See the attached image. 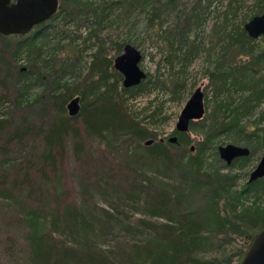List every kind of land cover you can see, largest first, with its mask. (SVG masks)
<instances>
[{
  "label": "trees",
  "instance_id": "1",
  "mask_svg": "<svg viewBox=\"0 0 264 264\" xmlns=\"http://www.w3.org/2000/svg\"><path fill=\"white\" fill-rule=\"evenodd\" d=\"M62 2L75 4L74 0ZM62 8L60 5L53 19L63 13ZM161 12L156 10L152 17L161 16ZM263 12L264 0L253 17ZM45 36L43 28L26 35L0 34V262L7 257L18 264H240L248 242L264 230V209H242L240 199L247 193L263 191L264 177L233 192L237 175L208 171L203 165L213 141L223 133L244 132L239 118L251 114L264 100V37L260 41L252 38L244 21V27L228 35L225 50L229 53L241 47L252 57V68L232 65L236 61L233 54L226 71L229 73L218 71L211 78L217 95L230 91L228 78L236 86L235 91L248 90L249 95L238 103L233 97L231 101H219L210 120L192 121L189 132L176 129L169 139H159L128 106V101L143 91L145 80L126 88L123 74L115 68V58L101 61L99 54L92 65L93 70L100 72L92 97L80 85L58 92V81L51 95H42L36 101L35 117L32 111L17 113L21 112L24 90L46 81L37 61L24 69L19 67L18 59L23 49H34L35 42ZM125 46L121 45L119 52ZM74 100L78 101L75 113L69 107ZM7 102L13 103L12 109L4 110ZM228 112L232 113L230 117ZM193 132H202V140L194 139ZM116 135L136 143L135 157L121 160L109 153L111 162L108 156H94L96 145L108 144L109 136ZM38 139L44 150L35 159L39 164L37 171H31L34 165H29L27 171H12V154L23 150L31 153L28 142ZM68 143L72 144L75 163L85 162L96 166V170L83 172L85 178L82 175L77 182L75 197L71 198L69 190L64 189L51 194V206L45 205V182L64 172ZM259 144L263 149L264 135ZM250 150L249 156L231 164L225 162L227 169L235 161L241 166L249 162L257 147ZM151 163L158 171H170L172 179H179L165 182L150 176L146 171ZM97 166L103 171H98ZM90 187L100 193H114L126 204H137L145 213L163 220L142 218L139 225L147 230V236L121 239L112 248H103L91 241L92 236L95 240L106 236L103 228L116 216L110 209L93 203L106 216L96 220L88 206Z\"/></svg>",
  "mask_w": 264,
  "mask_h": 264
},
{
  "label": "rangeland",
  "instance_id": "2",
  "mask_svg": "<svg viewBox=\"0 0 264 264\" xmlns=\"http://www.w3.org/2000/svg\"><path fill=\"white\" fill-rule=\"evenodd\" d=\"M141 1L74 0L75 4L69 2L64 4L61 0L60 4L64 6L63 13L55 19L46 21L45 24L42 23L43 25L36 26L29 33L33 34L43 28L46 36L35 42V46H32L34 49H23L18 59L19 67L24 69H28L37 61L45 72L46 81L44 84L35 83L28 90H24L21 112L17 113L32 111V117H35L38 104L36 101L42 95H51L54 83L58 81L61 86L58 92L63 93L67 87L74 88L80 85L92 97L94 86L100 77V72L92 69L96 60L95 55L99 54L101 61L105 57L116 58L124 52V50L119 52V47L123 44H132L141 52L140 67L147 73L143 91L137 97L131 98L128 106L132 112L139 115L144 127L156 134L159 139H169L173 136L183 108L197 89H202L205 94L206 113L203 119L206 121L210 120L209 115L214 113L219 101H231L233 97L238 103L249 95L248 90L235 91L236 86L232 85L231 78H228L230 91L217 95L211 78L213 73L218 71L229 73L226 71L232 63L230 56L233 54L236 61L232 65L245 67L246 64L252 68L250 65L252 57L245 54L241 47H235L228 53L225 46L228 45L230 32L244 27V21L246 24L252 19L263 0ZM156 10L163 11L161 16L152 17ZM263 37L264 35H261L254 39L260 41ZM101 48L104 50L99 52ZM261 72L264 73V69H261ZM46 74L50 75V78H47ZM1 92L3 88L0 86ZM14 92L15 88L12 93ZM3 108L12 109L13 103L7 102ZM231 115L232 113L229 117ZM239 119L245 131L219 135L206 151L203 165V169L208 171H219L222 175H237L233 192L241 191L247 186L250 174L264 154V148L261 149L259 144V139L264 135V100L251 114L241 116ZM248 133L250 137L247 136ZM192 136L196 140H202L203 134L193 132ZM109 139L111 141H107L108 144L99 143L94 147V156L98 159L108 156L113 162L109 153L116 154L121 160L135 157L134 150L137 146L132 139H124V136L117 135L109 136ZM228 144L251 149L256 146L257 152L244 166L235 161L227 169L218 150L219 147ZM28 147L31 153L29 150H23L20 154L16 155L15 152L12 154L15 164L12 171L22 169L27 171L29 165H34L35 169L31 171H37L39 164L35 163V159L43 152L44 145L38 139L36 142H28ZM67 147L68 157L64 161V172H61L59 177H52L45 182L46 194L43 198L45 205L51 206V194L62 192L64 189L69 190L71 198L75 197L77 182L82 180V175L85 178L83 172L96 170L94 165L85 162L75 163L72 144L68 143ZM193 153H196V146ZM113 167L115 169L114 165ZM148 167L150 168L149 172L146 171L147 174L165 182L179 179L178 177L172 179L170 171H158L154 163ZM97 170L103 171L100 166H97ZM63 174H66L65 178ZM260 192L254 191L242 196L240 199L242 206L239 207L243 209L260 206L264 209V190ZM89 194L91 204L88 206L96 220L101 221L106 216L94 208L93 203L98 207L110 209L116 216L112 218L108 227L103 228L106 236L97 240L92 236L91 241L100 243L103 248H112L121 239L139 240L147 236V230L139 225L142 218L151 221L163 220L145 213L137 204H126L114 193H100L90 187ZM94 226L99 232L97 224ZM15 245H18L17 241ZM0 264L18 263L6 257Z\"/></svg>",
  "mask_w": 264,
  "mask_h": 264
},
{
  "label": "water",
  "instance_id": "3",
  "mask_svg": "<svg viewBox=\"0 0 264 264\" xmlns=\"http://www.w3.org/2000/svg\"><path fill=\"white\" fill-rule=\"evenodd\" d=\"M60 5V0H0V34H29L36 26L50 20L58 12ZM245 29L252 38L264 35V12L248 21ZM141 59V52L132 44H127L124 52L115 58V68L123 74L126 88L137 86L146 79L147 73L140 67ZM69 107L73 113L77 112L78 101H72ZM205 113V94L202 89H197L183 108L176 129L189 132L191 122L203 119ZM250 153V148L235 144L219 147L220 157L227 164L237 158L249 156ZM263 177L264 154L251 173L249 182ZM240 264H264V230L248 242Z\"/></svg>",
  "mask_w": 264,
  "mask_h": 264
},
{
  "label": "flooded vegetation",
  "instance_id": "4",
  "mask_svg": "<svg viewBox=\"0 0 264 264\" xmlns=\"http://www.w3.org/2000/svg\"><path fill=\"white\" fill-rule=\"evenodd\" d=\"M250 176H251V174H250ZM250 179V178H249ZM248 182H249V180H248Z\"/></svg>",
  "mask_w": 264,
  "mask_h": 264
}]
</instances>
